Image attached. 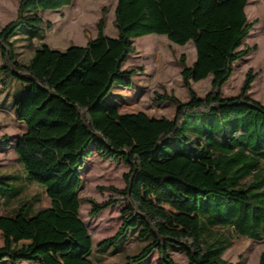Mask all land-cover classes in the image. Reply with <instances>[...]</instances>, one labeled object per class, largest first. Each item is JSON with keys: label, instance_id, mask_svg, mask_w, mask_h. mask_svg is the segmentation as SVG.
I'll return each mask as SVG.
<instances>
[{"label": "trees", "instance_id": "16d2710c", "mask_svg": "<svg viewBox=\"0 0 264 264\" xmlns=\"http://www.w3.org/2000/svg\"><path fill=\"white\" fill-rule=\"evenodd\" d=\"M248 1L117 0V37L106 35L102 17L96 38L60 51L44 42L53 24L40 13L73 0H20L17 17L0 29V72L29 86L16 100L17 119L26 124L14 144L17 158L57 217L75 219L89 202L92 217L122 206L124 219L96 247L51 233L44 222L29 227L39 216L41 193L25 196L2 182L19 177L3 174L0 209H9L31 240L13 246L4 228L0 264H101L108 247L131 229L148 242L124 264H139L156 252L160 264H177L173 245L187 254L188 264H233L224 255L236 241L264 240V104L249 96L253 73L239 95L222 97L235 62L257 49L245 43L256 24L247 18ZM22 26L31 28L30 42L40 41L28 63L18 59L13 42ZM149 34L182 46L192 42L196 49L192 66L185 56L180 60L190 100L157 95L158 103L176 104L173 118L121 113L105 103L115 84L132 87L139 70L125 71L123 65L136 52L133 38ZM209 76L211 88L200 97L192 83ZM93 152L129 168L125 188L109 187L103 202L79 195L81 170Z\"/></svg>", "mask_w": 264, "mask_h": 264}, {"label": "rangeland", "instance_id": "374dc122", "mask_svg": "<svg viewBox=\"0 0 264 264\" xmlns=\"http://www.w3.org/2000/svg\"><path fill=\"white\" fill-rule=\"evenodd\" d=\"M19 3L20 0H0V29L17 17ZM116 4L117 0H73L71 5L60 9L42 11L40 13L42 18L53 24L46 30L44 42L60 51L67 50L71 45L84 46L88 40L98 36V23L102 17L106 21V35L117 37ZM247 14L249 19L256 20L257 24L245 39V43L250 47L256 45L257 49L235 62L234 71L223 86L222 97L231 98L239 95L247 74L251 71L255 80L249 96L264 104L263 0H250ZM30 31L31 28L22 26L13 37L18 59L23 63L31 60L35 47L40 44L38 39L30 42L28 39ZM133 44L136 52L130 54L123 65L125 71L139 70L133 76L132 87L123 88L115 84L105 103L115 104L121 113L142 112L149 117L173 118L176 104L170 101L158 103L157 95L168 93L174 94L184 102L190 100L189 90L182 81L183 67L180 60L185 56L187 65H193L197 58L194 44L189 42L183 46L178 45L168 40L166 36L158 34L133 38ZM7 81L8 74L0 72V176L10 174L19 178L2 181L0 177V181L15 184L28 197L41 193V202L37 205L39 216L27 222L29 227L34 222H44L51 233L55 232L58 236L68 234L96 247L103 239L116 234L123 223V207L111 206L92 217L91 204L85 202L81 205L80 215L75 219L59 218L51 213L50 199L37 182L28 178L14 150L16 140L26 130V124L17 119L16 100L24 96L29 86L16 78ZM192 87L200 97H205L211 88V76L192 83ZM128 171L129 168L122 161L102 159L97 152H93L88 156L86 165L81 170L83 184L79 192L80 197L92 198L98 202L105 201L111 194L109 187L125 188L124 176ZM0 187L4 185L0 184ZM4 228H8L13 246L21 247L31 240L21 230L19 221L11 217L9 209H0V247L4 242ZM147 242L139 239L138 232L131 229L116 246L108 247L101 264H124L127 255L138 252ZM262 252H264V240L243 239L236 241L224 256L233 264H259ZM170 254L177 264H188L187 254L178 246H171ZM21 264L36 263L24 261ZM139 264H160L158 253H154Z\"/></svg>", "mask_w": 264, "mask_h": 264}, {"label": "crops", "instance_id": "0c3cea01", "mask_svg": "<svg viewBox=\"0 0 264 264\" xmlns=\"http://www.w3.org/2000/svg\"><path fill=\"white\" fill-rule=\"evenodd\" d=\"M249 2H250V0L248 1V4H249ZM263 2H264V0H263ZM248 4H247V6H246V14H247ZM247 18H248L249 21H256V20H250L249 17H248V14H247ZM256 24H257V21H256ZM256 24H255V25H256ZM255 25H254V26H255Z\"/></svg>", "mask_w": 264, "mask_h": 264}]
</instances>
